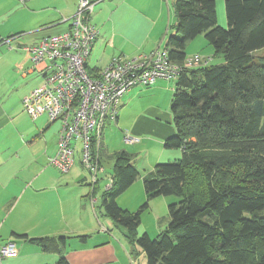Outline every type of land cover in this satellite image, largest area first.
<instances>
[{
    "label": "trees",
    "instance_id": "16d2710c",
    "mask_svg": "<svg viewBox=\"0 0 264 264\" xmlns=\"http://www.w3.org/2000/svg\"><path fill=\"white\" fill-rule=\"evenodd\" d=\"M223 2L226 28L217 25L215 0L173 2L174 32L164 49L182 68L170 103L174 134L163 147L180 157L155 164L142 185L147 202H178L168 205L169 223L156 239H136L146 264H264V60L253 57L264 49V0ZM199 35L213 56L205 66L183 67L186 45ZM214 58L221 63L211 64ZM111 157L102 207L133 238L148 204L135 213L117 205L139 173L127 152ZM18 237L57 254L55 264H69L64 237Z\"/></svg>",
    "mask_w": 264,
    "mask_h": 264
},
{
    "label": "crops",
    "instance_id": "0c3cea01",
    "mask_svg": "<svg viewBox=\"0 0 264 264\" xmlns=\"http://www.w3.org/2000/svg\"><path fill=\"white\" fill-rule=\"evenodd\" d=\"M103 1L106 0L92 2L96 4ZM110 1H115L117 21L123 27L139 29L143 24H148L147 39L150 47L134 51L119 48L105 60L95 61L90 57L96 46L102 45L99 33L86 61V68L91 75L103 69L116 55L133 57L165 47L167 38L166 32H163L167 7L163 5V0ZM76 7L77 0H0V246L12 243L18 252L15 258H0V264L56 263L57 254L44 252L38 244L22 239L19 235L28 238L64 237L63 255L69 264H108V256L112 254L90 255V251H99L103 249L100 246L113 241L109 238L110 230L92 229L87 223L91 219L83 220V212L88 210L87 198L93 195L96 188L99 189L100 184L104 185L103 190L106 188L108 181L105 175L110 178L111 173L108 174L104 169L98 175L95 186L89 182L88 171L81 165L84 171L79 166H73L69 172L62 173L51 163L58 151L60 124L50 122L46 116L32 120L23 111L21 103L32 89L39 86L41 79L32 69L31 55L24 47L68 31L69 20L74 16ZM62 26L65 29L58 32ZM156 82L151 89L143 91L141 87H135L122 96V106L115 122L122 137L115 134L120 139L116 141L118 144L110 143L103 129L100 142L102 157L99 158L103 167V162L110 160L113 169L111 156L125 151L133 156V161L134 156H137V159L142 157L146 162L140 176L142 179L147 172L152 171L153 165L164 162L162 160L169 162L179 158V151L166 153L167 149L163 147L164 140L174 134L170 113L174 84L173 88L168 89L169 92L166 91L164 103H149L143 110H135V106L126 109L131 97L144 94L161 98L162 89L158 87L159 80ZM167 94L170 98L168 101ZM107 130L108 133H114L111 126ZM124 134L131 135L137 141L125 144ZM134 186L133 183L116 198L122 210L129 212L130 209L124 207L123 196ZM120 202H124L123 205ZM74 205L83 210L80 217L71 212ZM83 233L89 236L95 233L94 242L90 243L92 245H88L86 239L85 244L77 239ZM69 243L75 247H70L72 245L69 246ZM67 246L74 249L71 250L74 254L65 252Z\"/></svg>",
    "mask_w": 264,
    "mask_h": 264
},
{
    "label": "built area",
    "instance_id": "2783aa9c",
    "mask_svg": "<svg viewBox=\"0 0 264 264\" xmlns=\"http://www.w3.org/2000/svg\"><path fill=\"white\" fill-rule=\"evenodd\" d=\"M93 6L91 0H77L68 31L24 47L41 83L21 103L32 120L46 116L50 122H60L58 151L51 163L67 173L78 154L79 164L88 171L89 182L95 186L98 175L104 172L98 155L102 131L107 120L117 121L122 96L131 88H147L157 80L175 82L182 67L170 61L166 49L157 48L133 58L113 57L91 75L86 61L99 34L90 23ZM210 60L193 55L183 67L205 66ZM123 141L130 145L137 139L124 134ZM108 179L106 188L112 184ZM17 254L12 243L0 246L1 259L15 258Z\"/></svg>",
    "mask_w": 264,
    "mask_h": 264
},
{
    "label": "rangeland",
    "instance_id": "374dc122",
    "mask_svg": "<svg viewBox=\"0 0 264 264\" xmlns=\"http://www.w3.org/2000/svg\"><path fill=\"white\" fill-rule=\"evenodd\" d=\"M173 2L174 0H163V3H164L163 5L167 7V10H166V20L167 21L164 26V32H163V33L166 32L165 38H167L169 35H173V32H174L172 28L173 25L175 24ZM114 5H115V1H110V0H106L100 3H96V4L94 3L93 11L91 13L90 23L96 28V30H98V33H100L99 40L102 39L101 40L102 45L96 46V48L94 49V52L92 53L90 57V59H94L95 61L105 60L110 55H113L114 50H118L119 48H126L131 51H134L136 49L144 50L150 47V42L147 39L148 29H149L148 24L147 23L143 24V26L139 29H134L132 26L123 27L121 23L117 21V13L114 11L115 9ZM215 9H216L217 25L222 28H226L227 24H226V16H225L223 0H215ZM60 28L61 30L58 32H61L65 29L64 26ZM98 44H100V41ZM186 53L189 57L193 55H199V56L201 55L204 57L213 56L212 48L209 46V44L207 43L203 35H199L195 39L190 40L187 43ZM116 54H119V53H116ZM253 57L258 61L262 59L264 60V49L253 53ZM219 63H221L220 58H214V60L211 61V64L213 65L219 64ZM40 83H41V79H40ZM40 83L38 82V84ZM156 83L157 82H155L154 85L150 86V88L142 87L141 89H144L143 91H146L147 89H151L153 86H155ZM173 84H174L173 81H167V80L165 81L164 79L159 80L158 87L162 89L161 98L158 96L154 98V97L146 96L144 94H141L138 97L136 96L131 97L130 104L126 107V109L128 110V108L135 106L136 108L135 110H138V109L143 110L145 108L144 106H146L149 103H155V102L164 103L163 100L166 95V91H168L170 87L173 88L172 86ZM168 98H169V94H167V101H168ZM123 101H126V99ZM121 102H122V99H121ZM57 122L60 124L59 121H56L55 123ZM110 126H111V130L114 133H108L107 128ZM104 134H105L104 136L107 139V141L110 143L115 142V145L118 144L116 141L120 140L118 139V136L115 134H119V136L122 137L121 131L119 130V126H117L114 122H110L109 120H107L105 124ZM165 152L166 153L173 152V150L171 151L165 150ZM134 158L136 160V164L134 160V166L139 174H138L137 179L134 182L135 186L132 187L130 191H128V193H126V195L123 196V198H125L124 207H126L128 210L130 209L129 210L130 213L137 212L142 206V204L147 202L146 196L143 190L142 179L140 178L143 170L146 167V162L143 160L142 157L140 158V160L137 159V156L136 157L134 156ZM162 161L164 162H160V163H167L166 160H162ZM106 162H109V164H107ZM103 164L105 166L104 169H106L108 174L109 173L112 174L113 170H112L111 161L106 160L103 162ZM79 165L80 164L78 160V154H75V165L74 166H79ZM154 166L155 165H153V167ZM106 175H105V180L108 181L109 179L106 178ZM82 180L85 181V178H82ZM103 186H104L103 184H100L99 189L97 190L96 188L93 195L87 198L88 205L86 204L85 205L88 207V210L83 212L82 209L78 207L76 208L75 205L73 206L71 210L73 214H77L79 215V217H80V214L83 212L84 221L91 219L87 222L89 223L90 228L92 229L96 228V230L104 229L107 232L108 230H110L109 238L111 239V241H113V243L100 246V247H103V249L99 251H95V252L90 251V255L94 257L93 255L94 253L98 255L112 253L110 256H108V264H117V263L118 264H146L145 255L142 252V250L138 247V245L136 244V239L139 238L143 234H146L150 239H156L158 235L161 233V231L164 230L169 223L168 205L173 203L174 201L178 202V198L175 196H158L148 201L147 207L141 210V212H139L140 213L139 224L135 230L136 235L135 237L133 236V238H131L129 237L127 231L122 226L115 223L104 212L103 207H102V199H101ZM136 186H139V187H136ZM123 203L124 202H120L121 205H123ZM73 221L76 222L75 220ZM108 224L110 225V228ZM80 237H83L84 239H86L87 244L89 245L91 241L92 243L94 242L93 239L96 237V235L94 233L89 236L83 233L82 235H80ZM83 240H81V243L85 244ZM70 245L72 244L69 243V246ZM69 246L66 247L68 250L67 251L65 250V252L67 254H74V252H71V250H74V249L70 247H75V246L73 245L70 247Z\"/></svg>",
    "mask_w": 264,
    "mask_h": 264
},
{
    "label": "bare ground",
    "instance_id": "6f19581e",
    "mask_svg": "<svg viewBox=\"0 0 264 264\" xmlns=\"http://www.w3.org/2000/svg\"><path fill=\"white\" fill-rule=\"evenodd\" d=\"M137 56H139V55H137ZM115 57H121L122 58V56H115ZM133 57H136V56H133ZM133 57H130V58H133ZM174 82V81H173ZM135 88V87H134ZM132 89V88H131ZM130 90V89H129ZM128 90V91H129ZM125 143V142H124Z\"/></svg>",
    "mask_w": 264,
    "mask_h": 264
}]
</instances>
